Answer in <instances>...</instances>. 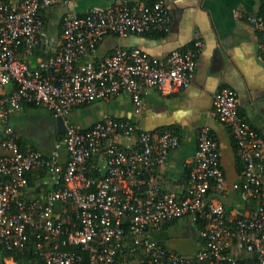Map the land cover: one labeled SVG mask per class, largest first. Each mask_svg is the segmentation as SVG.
<instances>
[{"label": "built area", "instance_id": "obj_1", "mask_svg": "<svg viewBox=\"0 0 264 264\" xmlns=\"http://www.w3.org/2000/svg\"><path fill=\"white\" fill-rule=\"evenodd\" d=\"M73 1L0 0V248L22 250L32 235L45 264H264V134L241 115L228 86L214 92L211 114L228 127L241 164L231 185L205 125L180 192L162 191L155 178L179 145L169 127L148 130L106 115L86 128L66 125L49 151L20 145L10 115L24 104L63 116L73 106L127 93L138 112L148 89L170 94L192 81L203 48L199 36L165 58L117 45L95 59L106 36L167 31V0H114L84 13L67 11L60 36H52L43 13ZM248 21L260 33L264 59V0ZM34 171L51 182L39 195L28 178ZM235 190L254 206L231 215L222 199ZM185 216L203 222L200 246L190 254L156 237Z\"/></svg>", "mask_w": 264, "mask_h": 264}, {"label": "crops", "instance_id": "obj_2", "mask_svg": "<svg viewBox=\"0 0 264 264\" xmlns=\"http://www.w3.org/2000/svg\"><path fill=\"white\" fill-rule=\"evenodd\" d=\"M113 1L74 0L68 5H54L43 13L44 27L49 34L59 37L61 17L65 12L84 13L91 8L106 7ZM167 9L171 17L167 31L125 38L106 36L97 47L95 59L107 57L117 45H137L154 56L165 58L172 49L189 47L195 36H199L203 40V48L190 85L170 94L154 87L148 89L143 94L138 112L127 93H119L109 100L73 106L67 116L63 115L64 122L86 128L109 115L128 119L148 130L171 128L179 137V145L170 150L166 162L155 173L160 189L165 192L181 191V182L187 171L185 164L193 158L199 129L208 126L218 142L226 182L231 185L240 178L241 164L228 127L211 114L212 97L223 86L235 90L241 115L264 134V59L259 49L260 33L248 21L250 15L262 10V0H167ZM40 107L46 109L23 105L10 115V123L18 132L22 146L49 151L60 134L56 115L46 109L54 117V120L50 119L54 131L51 144L44 142L39 146L18 125L22 111ZM41 173L34 171L29 174L35 195L51 185L48 175ZM222 200L231 215L237 209L254 206L236 190ZM156 237L179 253L190 254L200 246L198 229L190 216L171 222L158 231ZM4 260L14 264L9 257ZM126 264L137 263L129 260Z\"/></svg>", "mask_w": 264, "mask_h": 264}, {"label": "rangeland", "instance_id": "obj_3", "mask_svg": "<svg viewBox=\"0 0 264 264\" xmlns=\"http://www.w3.org/2000/svg\"><path fill=\"white\" fill-rule=\"evenodd\" d=\"M21 115V122L18 125L25 131L27 136L29 135L33 142L39 144V146L44 142L53 143L54 131L51 123L53 121H50V119L54 120V117L50 112L40 107L22 111ZM7 264H13V262L7 261Z\"/></svg>", "mask_w": 264, "mask_h": 264}, {"label": "trees", "instance_id": "obj_4", "mask_svg": "<svg viewBox=\"0 0 264 264\" xmlns=\"http://www.w3.org/2000/svg\"><path fill=\"white\" fill-rule=\"evenodd\" d=\"M37 53H39V52H37ZM34 55H36V54L34 53ZM28 57H29V55H28ZM24 105H26V104H24ZM27 105L37 106L33 103H27ZM62 135H63V133H60L58 135V138L62 137ZM31 147L35 148L34 146H31ZM29 174H28V178L30 179ZM41 174H44V172L42 171ZM30 183H31V181H30ZM168 224H166L164 227H166ZM195 225H196L197 229H200L203 226V222H196ZM35 241H36L35 237L31 235L30 240L27 243V246L25 248H23L22 250H5V249L0 248L1 249V251H0V264H7L4 260L6 257L11 258L14 261V264H45L42 256L39 253V250L35 246ZM71 248H73V247H71ZM82 264H87V261L84 259Z\"/></svg>", "mask_w": 264, "mask_h": 264}, {"label": "water", "instance_id": "obj_5", "mask_svg": "<svg viewBox=\"0 0 264 264\" xmlns=\"http://www.w3.org/2000/svg\"><path fill=\"white\" fill-rule=\"evenodd\" d=\"M55 119H56V124H57L58 131L60 133L66 132L67 126H66V124L64 122V117L61 116V115H58V116H56Z\"/></svg>", "mask_w": 264, "mask_h": 264}]
</instances>
